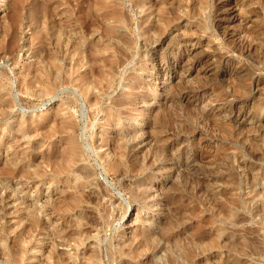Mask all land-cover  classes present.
I'll return each mask as SVG.
<instances>
[{
    "label": "rangeland",
    "instance_id": "1",
    "mask_svg": "<svg viewBox=\"0 0 264 264\" xmlns=\"http://www.w3.org/2000/svg\"><path fill=\"white\" fill-rule=\"evenodd\" d=\"M0 264H264V0H0Z\"/></svg>",
    "mask_w": 264,
    "mask_h": 264
},
{
    "label": "bare ground",
    "instance_id": "2",
    "mask_svg": "<svg viewBox=\"0 0 264 264\" xmlns=\"http://www.w3.org/2000/svg\"><path fill=\"white\" fill-rule=\"evenodd\" d=\"M170 64V63H169ZM192 65V64H191ZM185 93V92H184ZM188 96V95H187ZM186 97V96H185ZM205 118V117H204Z\"/></svg>",
    "mask_w": 264,
    "mask_h": 264
}]
</instances>
